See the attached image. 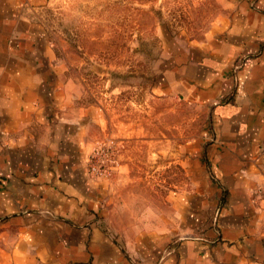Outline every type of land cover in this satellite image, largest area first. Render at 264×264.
Masks as SVG:
<instances>
[{"label": "crops", "instance_id": "0c3cea01", "mask_svg": "<svg viewBox=\"0 0 264 264\" xmlns=\"http://www.w3.org/2000/svg\"><path fill=\"white\" fill-rule=\"evenodd\" d=\"M47 1L0 0V264H264V0H226L163 72L160 95L207 126L177 143L162 214L130 229L117 176L86 170L108 122L53 59Z\"/></svg>", "mask_w": 264, "mask_h": 264}, {"label": "rangeland", "instance_id": "374dc122", "mask_svg": "<svg viewBox=\"0 0 264 264\" xmlns=\"http://www.w3.org/2000/svg\"><path fill=\"white\" fill-rule=\"evenodd\" d=\"M228 10L226 0H48L41 10L57 66L107 119L92 150L101 141L117 148L109 176L123 187L122 229L147 208L162 214V183L179 181L177 143L206 129L205 109L161 96L159 86L179 51L201 41Z\"/></svg>", "mask_w": 264, "mask_h": 264}, {"label": "built area", "instance_id": "2783aa9c", "mask_svg": "<svg viewBox=\"0 0 264 264\" xmlns=\"http://www.w3.org/2000/svg\"><path fill=\"white\" fill-rule=\"evenodd\" d=\"M117 148L113 144L101 141L99 146L93 149L86 159V170L94 177L108 176L115 162ZM264 197V188L261 191Z\"/></svg>", "mask_w": 264, "mask_h": 264}]
</instances>
